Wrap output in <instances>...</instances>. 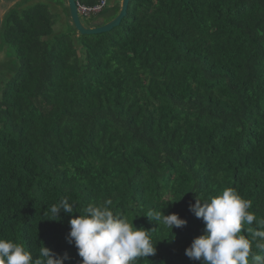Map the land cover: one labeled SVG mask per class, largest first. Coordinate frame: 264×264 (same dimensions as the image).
Wrapping results in <instances>:
<instances>
[{
  "label": "trees",
  "instance_id": "trees-1",
  "mask_svg": "<svg viewBox=\"0 0 264 264\" xmlns=\"http://www.w3.org/2000/svg\"><path fill=\"white\" fill-rule=\"evenodd\" d=\"M28 3L0 26L13 50L0 82V238L80 264L69 219L110 199L157 241L136 264H200L185 255L204 228L195 198L233 188L264 219V0H129L118 27L89 36L53 34L58 18ZM64 198L77 212L52 220ZM149 210L186 224L172 235Z\"/></svg>",
  "mask_w": 264,
  "mask_h": 264
},
{
  "label": "clouds",
  "instance_id": "clouds-1",
  "mask_svg": "<svg viewBox=\"0 0 264 264\" xmlns=\"http://www.w3.org/2000/svg\"><path fill=\"white\" fill-rule=\"evenodd\" d=\"M111 205L110 199L98 205L89 204L83 213L69 219L66 240L77 249L82 258L80 264H136L140 258L154 256L157 241L153 242L151 230L134 227L133 220L129 222L114 213ZM74 207L64 198L50 207L49 214L54 217L52 220L59 221L61 212L66 215L77 212ZM188 207L204 223L202 234L185 248L189 259L200 264H264V255L258 254L264 253V219L249 211L250 200L242 198L233 188H225L210 199L195 198V203ZM145 217L171 233L173 227L186 224L177 214L164 215L161 210H149ZM253 222L257 225L255 229L245 228ZM245 231L251 232V239L242 234ZM69 259L66 252L59 255L43 245L39 257L34 259L22 243L0 238V264H64Z\"/></svg>",
  "mask_w": 264,
  "mask_h": 264
},
{
  "label": "rangeland",
  "instance_id": "rangeland-1",
  "mask_svg": "<svg viewBox=\"0 0 264 264\" xmlns=\"http://www.w3.org/2000/svg\"><path fill=\"white\" fill-rule=\"evenodd\" d=\"M20 1H22V0H3L0 3L1 20H2L3 15L7 12V10ZM57 1H59V2H57ZM117 1H119V0H107V7L101 11L102 15L100 17H97L96 19H94L92 22L91 21L89 22V21L84 20L83 18H80V22H81L82 26L88 28V27L94 26V24L98 25L101 22H108L109 20L113 19V17L115 16L114 7H115V4L117 3ZM37 3H42L44 5H47L49 7L50 11L55 15L56 19L58 18V22L56 23V25L53 28V34H55V35L65 34L68 30L73 29V26L70 23L69 17L67 16V13H65V16H63V18L58 14L60 12L59 11V6H60L59 3H62L64 6H66L65 0H29V3L25 4V5L30 6V5H34ZM25 5L24 6L19 5L20 10L25 9ZM94 21H95V23H94ZM0 44H1V42H0ZM12 51H13L12 49L0 48V56H1L0 57V70L2 68L1 65L4 63V61H3L4 56L6 59H12V56H11ZM9 65H10V63H9ZM5 71H6V67H5ZM4 76H5V73L1 72L0 80L4 79Z\"/></svg>",
  "mask_w": 264,
  "mask_h": 264
},
{
  "label": "water",
  "instance_id": "water-1",
  "mask_svg": "<svg viewBox=\"0 0 264 264\" xmlns=\"http://www.w3.org/2000/svg\"><path fill=\"white\" fill-rule=\"evenodd\" d=\"M3 0H0V3ZM66 7L68 9L69 19L72 23V26L77 34L81 36H89V35H99L102 33L110 32L112 29L118 27L121 21L125 18L129 0H120L119 3V11L117 16L108 22L107 24L95 28H85L82 26L80 19L77 14V3L75 0H65ZM0 26H1V16H0Z\"/></svg>",
  "mask_w": 264,
  "mask_h": 264
},
{
  "label": "built area",
  "instance_id": "built-area-1",
  "mask_svg": "<svg viewBox=\"0 0 264 264\" xmlns=\"http://www.w3.org/2000/svg\"><path fill=\"white\" fill-rule=\"evenodd\" d=\"M107 7V0H100L92 7H85L77 4V14L81 18H87L99 14L104 8Z\"/></svg>",
  "mask_w": 264,
  "mask_h": 264
},
{
  "label": "crops",
  "instance_id": "crops-1",
  "mask_svg": "<svg viewBox=\"0 0 264 264\" xmlns=\"http://www.w3.org/2000/svg\"><path fill=\"white\" fill-rule=\"evenodd\" d=\"M3 55V54H2ZM1 57V56H0ZM4 63L1 65V70H0V78H1V72H3V73H5L6 74V71H5V67H6V69L8 70V64L6 63V60H5V56H4ZM5 77V76H4ZM5 79V78H4ZM4 79H1L0 80V82L2 81V80H4Z\"/></svg>",
  "mask_w": 264,
  "mask_h": 264
},
{
  "label": "bare ground",
  "instance_id": "bare-ground-1",
  "mask_svg": "<svg viewBox=\"0 0 264 264\" xmlns=\"http://www.w3.org/2000/svg\"><path fill=\"white\" fill-rule=\"evenodd\" d=\"M112 82V81H111ZM110 83V82H109ZM138 214V213H137ZM129 220H131V219H129ZM134 221V220H133Z\"/></svg>",
  "mask_w": 264,
  "mask_h": 264
}]
</instances>
